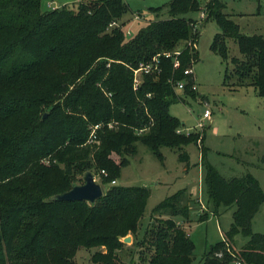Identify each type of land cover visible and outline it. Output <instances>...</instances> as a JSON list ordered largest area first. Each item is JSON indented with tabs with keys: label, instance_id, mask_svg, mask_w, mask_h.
Wrapping results in <instances>:
<instances>
[{
	"label": "trees",
	"instance_id": "trees-1",
	"mask_svg": "<svg viewBox=\"0 0 264 264\" xmlns=\"http://www.w3.org/2000/svg\"><path fill=\"white\" fill-rule=\"evenodd\" d=\"M40 1L0 0V264H80L74 259L80 246L104 247L91 253V264H133L120 262L116 251L124 244L120 237L137 231L149 189L112 181L136 152V141L160 159L161 145L176 148L188 168L184 145L204 137L201 130L177 131L181 123L168 111L172 100L183 99L177 80H186L183 94L195 92L193 73L183 70L197 60L192 45L199 30L197 19L184 14L200 10V0H170L167 18L149 20L130 38L122 30L124 0H78L76 8L46 10ZM222 6L207 0L204 18L220 29L210 48L231 63L224 81L253 85L264 96V36L241 33ZM227 37L240 56H229ZM176 50L173 66V55L165 53ZM153 56L157 70L143 73L133 88V70ZM205 167L210 197L236 209L201 264H264V232L251 230L264 202L258 181L249 172L224 177L209 162ZM86 170L112 184L95 202L52 198L81 183ZM190 200L181 188L156 205L158 220L141 238L146 264H190L193 241L173 218L188 219ZM238 233L246 237L239 247Z\"/></svg>",
	"mask_w": 264,
	"mask_h": 264
},
{
	"label": "rangeland",
	"instance_id": "rangeland-1",
	"mask_svg": "<svg viewBox=\"0 0 264 264\" xmlns=\"http://www.w3.org/2000/svg\"><path fill=\"white\" fill-rule=\"evenodd\" d=\"M124 1L128 4V11L121 21L124 22L122 30L126 38L133 36L149 20L168 16L170 0ZM220 1L223 3L221 10L238 24L241 33L264 36V0ZM78 3V0L40 1L42 10L64 4L76 8ZM200 3V10L184 14L197 19L195 23L199 30L197 42L192 45L197 50V60L191 66L196 90L190 95L178 89L177 93L183 99L172 100L168 111L177 117L181 123L179 128L184 130L199 129L195 128V124L205 107L210 109L211 115L204 120L201 128L204 133L202 141L184 145L188 154V168L179 159L176 148L161 145L160 159L148 146L136 141V152L129 156V163L121 167L120 175L112 184L147 186L149 195L137 231L129 233L131 241L123 242V246L116 251L122 263L146 264L149 250L146 243H141V238L150 224L158 220L154 208L181 188H186L191 198L189 217L184 219L174 215L173 218L184 227L193 241L190 264H201L204 250L221 240L222 231L231 224L236 205L216 204L210 197L205 184L206 162L224 177L249 172L264 192V96L258 95L253 85L235 86L224 81V71L231 69V63L229 57L223 60L217 51L210 48L214 34L220 29L214 19L204 18L207 15V0H200ZM154 7L160 8L153 10ZM201 13L203 17H200ZM225 44L229 56H240L238 46L231 37L226 38ZM229 81H234V78L230 77ZM94 178L100 183L97 174H94ZM80 181L83 182L82 176ZM112 184L100 183L102 191ZM161 213L164 217L167 215L164 210ZM203 216L207 218L199 220ZM251 230L264 232V202L251 218ZM245 240L241 233L234 237L237 247ZM95 250H104V247L80 246L74 259L80 264H91L90 256Z\"/></svg>",
	"mask_w": 264,
	"mask_h": 264
},
{
	"label": "built area",
	"instance_id": "built-area-1",
	"mask_svg": "<svg viewBox=\"0 0 264 264\" xmlns=\"http://www.w3.org/2000/svg\"><path fill=\"white\" fill-rule=\"evenodd\" d=\"M201 15L202 16H200V17H203V13H201ZM137 17V16H136ZM179 53V51L178 50H176V51H174L173 52V54L172 53H170V52H167V53H165V55L166 56H169V55H173V66H177L178 65V58H177V54ZM157 60H158V56H153L152 57V63L151 62H148V63H143V62H140L139 64H138V66H137V68H135L134 70H133V88H136L137 86H138V84L140 83V81H141V77H142V74L143 73H149V72H153V71H155V70H157ZM192 71H191V67H189V68H185L184 70H183V73L184 74H190ZM185 83H186V80H183V79H179V80H177L176 82H175V84H174V88L176 89V90H178V89H183L184 88V86H185ZM189 88L191 89V90H196V86H195V83H194V80L191 82V83H189ZM210 115H211V111H210V109L208 108V107H205L204 109H203V112H202V114L199 116V119H198V121L196 122V124H195V128L197 127V129L198 130H201V128L204 126V120L206 119V118H209L210 117ZM97 126V125H96ZM177 131H179V132H187V131H190L189 129H182V128H178V130ZM103 172V171H102ZM112 182H114V181H112ZM234 263L235 264H245L242 260H240V259H235L234 260Z\"/></svg>",
	"mask_w": 264,
	"mask_h": 264
},
{
	"label": "water",
	"instance_id": "water-1",
	"mask_svg": "<svg viewBox=\"0 0 264 264\" xmlns=\"http://www.w3.org/2000/svg\"><path fill=\"white\" fill-rule=\"evenodd\" d=\"M83 182L73 184L68 190L55 194L52 198L55 200H84L89 203L95 202L102 194V188L99 182L94 178V173L86 170L82 176ZM122 242H130V234L120 237Z\"/></svg>",
	"mask_w": 264,
	"mask_h": 264
}]
</instances>
